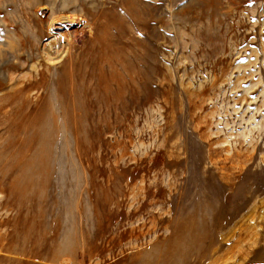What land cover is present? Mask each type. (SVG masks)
Wrapping results in <instances>:
<instances>
[{
    "label": "rangeland",
    "instance_id": "obj_1",
    "mask_svg": "<svg viewBox=\"0 0 264 264\" xmlns=\"http://www.w3.org/2000/svg\"><path fill=\"white\" fill-rule=\"evenodd\" d=\"M62 1L0 0V264H264V0Z\"/></svg>",
    "mask_w": 264,
    "mask_h": 264
},
{
    "label": "bare ground",
    "instance_id": "obj_2",
    "mask_svg": "<svg viewBox=\"0 0 264 264\" xmlns=\"http://www.w3.org/2000/svg\"><path fill=\"white\" fill-rule=\"evenodd\" d=\"M66 5H67V0H63L62 1V7L66 6ZM53 8L54 7H52L51 9H46V10L44 8H42V10H38V9L35 10V14H37L36 16H37V20H38L39 24L45 23L47 17H49V16L52 17L50 19L51 21L49 22L50 23V30H49L50 36L47 39V41L45 42V49L52 57H54V59L57 58L59 56V54H61L62 52H65L66 56H68V58L69 57L71 58L75 44L80 43V41L82 40L81 37H83L85 34L92 32L96 22L94 24L93 22L86 21L87 19H77L76 16L72 13L66 14L65 12H57ZM50 12H51V15H49ZM74 23H75V25H74L75 28L74 29L69 28ZM42 29H43V27H42ZM80 38H81V40H80ZM5 44H7V43H5ZM12 50L10 52L9 51L8 52L13 53ZM14 55H16L15 58L20 57V56L18 57L15 52H14ZM14 63H17V62H14ZM18 91H19V89H18ZM15 92H17V90ZM62 262L64 264H67L66 259L63 260Z\"/></svg>",
    "mask_w": 264,
    "mask_h": 264
}]
</instances>
